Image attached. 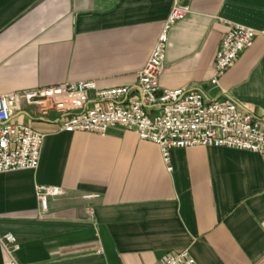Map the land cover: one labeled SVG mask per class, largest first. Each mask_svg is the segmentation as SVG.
Masks as SVG:
<instances>
[{
  "label": "crops",
  "instance_id": "crops-1",
  "mask_svg": "<svg viewBox=\"0 0 264 264\" xmlns=\"http://www.w3.org/2000/svg\"><path fill=\"white\" fill-rule=\"evenodd\" d=\"M173 0H0V95L71 81L137 85ZM230 24L257 32L217 85ZM162 89L202 88L264 116V0H192L168 34ZM106 105V103H104ZM97 105L88 100L85 108ZM15 122L45 135L37 171L0 174V236L17 264H162L189 250L198 264H264V159L194 147L171 152L121 126L106 136L61 130L22 105ZM57 186L40 218L36 186ZM0 264H15L0 243Z\"/></svg>",
  "mask_w": 264,
  "mask_h": 264
},
{
  "label": "built area",
  "instance_id": "built-area-1",
  "mask_svg": "<svg viewBox=\"0 0 264 264\" xmlns=\"http://www.w3.org/2000/svg\"><path fill=\"white\" fill-rule=\"evenodd\" d=\"M192 0H173L172 10L138 78V97L129 99L130 88L100 90L95 81H71L60 86L42 87L0 95V174L37 171L45 135L31 126L15 122L22 105L41 119L59 118L61 130L106 136L121 126L140 140L156 144L164 164L173 171L171 152L194 147L227 148L260 155L264 159V116L242 108L231 98L209 99L202 88L162 89L166 70L168 34L191 13ZM259 32L239 25L230 27L221 40L216 56L219 80L239 57L255 44ZM97 105L85 108L88 100ZM106 103V105L104 104ZM57 186H36L40 218L50 212V201L63 195ZM4 252L15 264L20 243L13 234L0 236ZM162 264H198L189 250L170 254Z\"/></svg>",
  "mask_w": 264,
  "mask_h": 264
}]
</instances>
